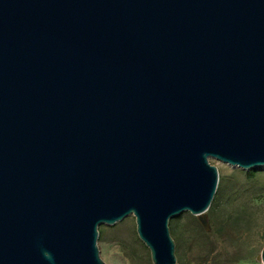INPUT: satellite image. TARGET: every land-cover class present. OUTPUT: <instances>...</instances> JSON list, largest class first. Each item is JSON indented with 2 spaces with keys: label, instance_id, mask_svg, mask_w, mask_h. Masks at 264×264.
<instances>
[{
  "label": "water",
  "instance_id": "obj_1",
  "mask_svg": "<svg viewBox=\"0 0 264 264\" xmlns=\"http://www.w3.org/2000/svg\"><path fill=\"white\" fill-rule=\"evenodd\" d=\"M212 159L264 167V0H0V264H106L131 216L178 264Z\"/></svg>",
  "mask_w": 264,
  "mask_h": 264
},
{
  "label": "rangeland",
  "instance_id": "obj_2",
  "mask_svg": "<svg viewBox=\"0 0 264 264\" xmlns=\"http://www.w3.org/2000/svg\"><path fill=\"white\" fill-rule=\"evenodd\" d=\"M219 171L216 196L217 232L205 220L188 212L175 220L171 230L178 264H263L264 167L246 171L210 160ZM215 222V221H214ZM98 248L106 264H153L151 254L137 234L135 217L99 228Z\"/></svg>",
  "mask_w": 264,
  "mask_h": 264
},
{
  "label": "trees",
  "instance_id": "obj_3",
  "mask_svg": "<svg viewBox=\"0 0 264 264\" xmlns=\"http://www.w3.org/2000/svg\"><path fill=\"white\" fill-rule=\"evenodd\" d=\"M254 172L255 171L253 170L252 174H254ZM219 204H220V198H219V196H216L214 201H213V204H212V206L208 212V220H209V223L211 224V226L214 228V231L220 235V232L219 231L217 232L218 228H217V224H216V221L218 220L217 208H218ZM179 218H181V216H177V217L172 218L170 220V229L172 231H175L177 229V225L175 224V220H177Z\"/></svg>",
  "mask_w": 264,
  "mask_h": 264
},
{
  "label": "bare ground",
  "instance_id": "obj_4",
  "mask_svg": "<svg viewBox=\"0 0 264 264\" xmlns=\"http://www.w3.org/2000/svg\"><path fill=\"white\" fill-rule=\"evenodd\" d=\"M203 220H205L206 219V217H205V215H202V216H200ZM200 218V219H201Z\"/></svg>",
  "mask_w": 264,
  "mask_h": 264
}]
</instances>
